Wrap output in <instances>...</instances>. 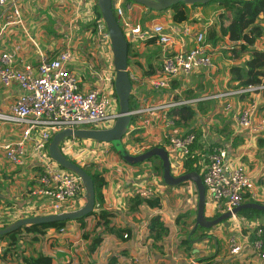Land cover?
<instances>
[{
    "label": "built area",
    "instance_id": "obj_1",
    "mask_svg": "<svg viewBox=\"0 0 264 264\" xmlns=\"http://www.w3.org/2000/svg\"><path fill=\"white\" fill-rule=\"evenodd\" d=\"M27 1L0 0V35H13L16 32L8 30L15 28L37 53L36 61H27L21 53L24 43L17 41L14 36L10 41V48L3 44L0 49V89L9 90L14 85L18 90L14 99L0 104V123L11 125L16 134L13 138L0 142V148L11 166L20 169L33 167V185L28 190V198L25 193L21 195L26 198L22 204L0 206V228L14 222V219L70 212L80 208L85 201L81 179L50 157L49 142L56 132L64 129L110 128L119 116L109 37L105 32L104 21L93 10L94 6L96 9L94 1L70 0L77 6L85 1L83 7L88 24L85 32H93L98 45L107 46V49L99 52L101 62L89 63V77L84 80L75 63L76 53L72 48L73 41L69 32L64 34L65 47L53 54H50V49H43L35 40L31 29L25 25L23 16V6ZM112 9L132 48L138 47L142 41L152 39L151 43L155 42L161 52L159 69L153 74L141 77L129 72L131 98L135 101L134 108L130 109L132 117L141 121V116L162 112V134L155 146L165 148L170 160L177 157L180 168L185 159L192 157V165L205 187V204L220 206L222 212L229 211L231 218L235 220L237 214L232 213V210L247 200L257 202L259 196L253 177L243 164L241 156L230 154L227 146L217 143L206 146V149L196 147L195 133L178 134L174 129L175 120L167 117V111L181 106L191 107L196 102L207 99L219 100L222 102V110L231 114L235 127L246 132L247 139L251 140L264 131V106L258 102V96L264 90V82L226 88L209 96L188 98L180 94L163 102L147 103L138 92L140 86L163 89L176 80L185 79L193 70L215 68L210 54L213 45L207 40L205 32L193 31L186 25L167 27L155 20L147 25L133 22L124 0H112ZM94 25H97L95 30ZM189 40L191 42L187 46L186 42ZM235 46L236 43L227 37L219 45L229 50ZM241 95H247L248 101L245 105L238 106L236 103ZM130 126L127 134L133 130ZM104 144L106 143L70 136L64 138L59 146L68 160L102 175L103 169L108 165L106 157L109 152ZM154 178L158 187L167 186L156 172ZM99 207L100 204L95 203V209ZM64 230L66 229L61 228L59 233ZM251 246L264 260L262 227L254 226ZM227 248L231 255L240 252L242 244L236 235L228 238ZM3 251V245H0V264H8L13 257L9 253L3 256ZM132 259L134 264H138L137 257Z\"/></svg>",
    "mask_w": 264,
    "mask_h": 264
},
{
    "label": "crops",
    "instance_id": "obj_2",
    "mask_svg": "<svg viewBox=\"0 0 264 264\" xmlns=\"http://www.w3.org/2000/svg\"><path fill=\"white\" fill-rule=\"evenodd\" d=\"M91 1L96 4V0ZM84 2L77 6L70 0H28L23 6L25 25L31 29L35 40L43 49H50V54L65 47L64 34L69 32L73 41L72 48L76 53L75 63L83 80L89 77V63L101 62L99 52L107 49V46L98 45L93 32H85L88 24L83 7ZM124 5L132 21L142 25L155 20L167 27L186 25L193 31H203L206 34L207 26L209 28L210 25L218 23L214 17L210 16V10L213 9L211 5L190 7L189 19L184 23H174L171 15L169 22H162V16L155 17L159 15L158 11L154 14L153 11H148L131 0H124ZM93 10L96 11L95 6ZM148 16L151 17L150 20L146 19ZM144 18L146 20L142 23ZM11 30L16 33L0 35V49L3 44L6 48H10V41L14 36L17 41L24 43L21 53L26 60L36 61L37 53L27 40H23L22 33L15 28L8 31ZM190 42V40L186 42V45L189 46ZM254 47L264 49L259 46L258 40ZM131 49L134 55L129 58L128 71L145 77L146 74L143 72L149 69V64L155 67L159 63L160 47L155 42L142 41L138 47H131ZM221 49L225 50V48ZM249 57L248 52L242 58L229 59L230 67L221 69L219 74L213 73L214 69H217L214 62L215 68L193 70L185 79L176 80L167 88L156 90L144 85L139 87L138 92L147 100V103H159L168 100L170 96L176 98L184 93L187 94V96L183 95L185 97L197 98L215 94L226 88H236L239 87L238 81L232 80L231 67L242 66L240 62L246 61ZM216 59L221 60V57L216 56ZM86 86L89 87V84ZM17 93V86L14 85L9 90L0 89V104L8 103ZM258 99V102L264 106V91L259 94ZM247 101L248 96L241 95L236 105H245ZM205 106L213 107L215 110L208 113L204 110ZM191 107L196 110L194 117L185 126L175 123V131L178 134H184L194 129L195 135H199V148L206 149V146L217 143L227 146L230 154L240 155L259 193L257 202L264 204V148L260 147L257 141L259 138L264 140V131L258 137L248 140L246 132L235 127L231 114L222 110V102L216 99L199 101ZM200 108L204 111V118L203 114L200 116ZM217 113L219 115H216ZM141 118V121L137 119L130 126L138 130L134 137L142 138L135 146L137 152L147 148L149 144L155 145L159 142L164 114L156 112ZM13 133L11 125L0 123V142L13 138L16 135ZM131 143L134 144L133 141ZM104 147L106 151H109L106 157L108 165L106 164L101 175L104 184L101 188L102 204L99 208L103 207L112 212L110 214L112 230L95 227L94 221L97 218L92 215L87 218L85 228L87 232H92L90 237L82 236L80 223L74 220L67 222L65 233H59L53 228L48 229L41 240L40 247L45 254L54 259V264H134L132 259L134 256L137 257L138 264H264V260L254 252L251 246L253 230L254 226L258 225L257 222L237 214L235 220L230 217L216 224L215 227L206 228L205 231L199 230L193 235L192 231L197 228L193 230L197 200L193 193L192 182L183 186L180 184L181 186L158 187L154 178L156 171L150 161L137 166L129 165L111 151L109 143L104 144ZM179 163L177 157L171 160L172 172L175 168H179ZM33 173L31 166L21 169L11 166L5 160L0 148V206L22 204L24 200L26 201L29 197L28 190L33 185L31 179ZM23 193L26 194V198L21 196ZM150 197L159 198L158 206L149 208L144 202L134 204V199ZM218 212H221L220 206L212 203L205 204L204 215L207 219ZM156 215H159L169 228L161 246H155L147 235L148 224ZM180 216L182 218L177 221ZM259 219L264 226V216ZM99 234L101 241L96 248L92 249V236ZM124 234L127 236L124 237ZM232 235H236L242 244L240 252L236 255L229 254L227 248L228 238ZM0 245H4V242L0 241ZM23 255L27 257L28 254ZM20 257L14 256L8 264H24Z\"/></svg>",
    "mask_w": 264,
    "mask_h": 264
},
{
    "label": "trees",
    "instance_id": "obj_3",
    "mask_svg": "<svg viewBox=\"0 0 264 264\" xmlns=\"http://www.w3.org/2000/svg\"><path fill=\"white\" fill-rule=\"evenodd\" d=\"M212 4H218L223 9V12H221L219 15L223 14L224 19L219 20L217 24L209 26V28L206 31L207 40L211 41L213 45H215L217 41H220L225 37H227L230 41L235 42L236 46L233 49L231 50L225 49L227 51L232 52L233 54V56H231L232 59H237L238 57L241 56L242 52H238V50H236L239 45H241V47H243V49L246 50L245 51L246 53L249 52L250 55L249 59L244 61V64H242V66L234 65L231 67L232 80H237L238 81L237 85L239 87L247 86L248 84H257L264 82V51L254 47L257 40H259L260 38H264V22H260L264 20V0H213L206 4H190V5L180 3L170 8V9H174L173 13L171 14V20L174 23H184L189 19L188 10L190 7L208 6ZM96 12L98 17H101L98 11V7H96ZM93 29L94 30L97 29V25H94ZM105 32L107 33L106 30ZM147 42H153V40L149 39L147 40ZM131 55L134 54H132L131 45L128 44V61ZM151 66L152 65L149 64V69L143 72L144 74H146V76L153 74L157 69H159L158 64L155 65V67H151ZM129 105H130V109L134 108L135 101H133V98H130ZM195 111L196 110L192 107L181 106L178 108L169 109L167 111V117L174 118L175 123L177 125L185 126L188 124L190 120H192V118L195 115ZM136 120L137 117H132L130 125L136 122ZM191 131L194 132L195 130L192 129ZM137 132H138L137 129H133L129 131V133L126 135V140H122L124 147L129 152L130 150L128 149V143H131V141H133L134 144H137L142 140L140 136L134 137ZM198 136L199 135L196 136V142H195L196 147H200V144L198 143ZM257 141H258V145L264 148V140L259 138ZM153 146L155 145H150L148 148H145L140 152L133 154L141 153L149 148H152ZM110 149L115 154H117V152L114 150L111 144H110ZM119 158L123 160L120 156ZM148 161L153 163L154 170L157 172L158 175L161 176L162 165L158 157L154 156L149 160H147V162ZM193 161L194 159L192 157L185 159L182 164V169L180 174L196 170V168L192 165ZM140 164L141 163L133 164V165L137 166ZM85 170L88 172V174H90L93 181L94 191H95V203L101 205L102 204L101 188L102 185L104 184V179L98 172H92L87 168ZM188 184H191V182L186 181L183 182L181 185L183 186ZM193 187H194L193 193L195 199L197 200V190L194 184ZM134 202H135L134 204L144 202L149 208H154L158 206L159 198L158 197L140 198V199H134ZM245 202H254V201L247 200ZM221 213H223L222 210L221 212H218L217 214L208 217V219H214L217 216H219ZM110 214H112L110 210H107L102 207L99 208L98 212H91L86 216L81 217L74 221L80 223L82 236L90 237L92 232H87L85 230V228L87 227V218L90 217L91 215L93 217H96L97 219L96 221H94V226L106 228L108 231H110L112 230ZM237 214L248 220L254 221L255 218L264 215V211L252 209V208H245L240 210ZM181 218H182L181 216L178 217L177 221H180ZM68 221L69 220L22 226L13 232L0 235V241L4 242L3 256H6L5 254L8 253L12 257L21 256L20 259L24 264H54V259L43 252V250L40 247V243L48 229L53 228L58 232H60V229L65 228ZM194 223L195 220L193 221V224ZM257 223H258L257 226L262 227L263 229V238H264V226L260 222ZM185 230H187V227H185ZM199 230L205 231L207 229L198 226L194 231H192V234L195 235ZM65 231L66 230H64L61 233H65ZM168 231H169L168 226L162 221L159 215L153 216L151 218L148 224L147 235L152 240V243L155 246H161L163 238L168 234ZM121 232H123V230H121ZM100 241H101L100 234L98 236H92L91 239L92 249L96 248L99 245ZM24 253L28 254L27 257L23 255Z\"/></svg>",
    "mask_w": 264,
    "mask_h": 264
},
{
    "label": "water",
    "instance_id": "obj_4",
    "mask_svg": "<svg viewBox=\"0 0 264 264\" xmlns=\"http://www.w3.org/2000/svg\"><path fill=\"white\" fill-rule=\"evenodd\" d=\"M138 4L145 6L149 10L162 11L169 9L177 4H206L213 0H132ZM96 7H98L99 14L104 21L105 28L109 37L113 68L115 71L114 91L117 97L119 116L116 118L112 127L107 129H64L56 132L48 145V152L50 157L59 163L63 168L76 173L83 184L84 204L70 212H63L58 214H47L40 216H30L20 218L11 222L10 224L0 228V235L7 234L17 230L22 226L41 224L48 222H58L65 220H77L86 216L91 212H98L95 209V191L92 178L90 174L81 166L68 160L60 150V142L70 136L77 138H86L98 142L109 143L113 146L117 154L128 164H138L149 160L156 156L162 165V181L167 186L180 185L183 182H192L197 190L196 202V218L193 230L196 227L210 228L224 220L231 217L229 211L221 213L214 219H207L204 215L205 208V187L203 185L200 175L195 171H190L182 174L175 175L172 172L171 160L168 151L162 146H153L138 154L129 152L123 145V137L127 135L132 113L130 110V98L132 83L128 71V42L124 33L113 13L112 0H96ZM262 154V152H260ZM245 208H252L264 211V204L259 202H245L232 210V213L237 214L240 210Z\"/></svg>",
    "mask_w": 264,
    "mask_h": 264
},
{
    "label": "rangeland",
    "instance_id": "obj_5",
    "mask_svg": "<svg viewBox=\"0 0 264 264\" xmlns=\"http://www.w3.org/2000/svg\"><path fill=\"white\" fill-rule=\"evenodd\" d=\"M212 7H213V9L212 10H210V16H212V17H214L215 18V20H217V22L219 21V20H222V19H224V15L223 14H221V15H219L221 12H223V9L218 5V4H212L211 5ZM143 7V6H142ZM173 11H174V9H165V10H162V11H159L158 12V14L159 15H157V16H155V17H159V16H162L163 18L161 19V21L162 22H164V21H166V22H169L170 21V15L173 13ZM154 14H156L157 12H153ZM150 18L151 17H146V19H148V20H150ZM145 18L142 20V23L146 20ZM213 20V19H212ZM260 22H264V20H262V21H260ZM207 29H208V26H207ZM259 46L260 47H264V38H260L259 40ZM220 42H223V40L222 41H217V43L215 44V45H213V43L211 42V44L213 45V47H215V46H217V47H215L216 49L214 50V51H210V54H211V58H212V61L213 62H215L216 63V65H217V69H214V71H213V73H215V74H219L222 70L221 69H227V68H229L230 67V61H229V59H231L232 57L231 56H233V54L232 53H229L228 51H226V50H224V49H221L222 47H219V45H220ZM236 50H238V52H242V54H241V56L240 57H238V59L239 58H242V56L246 53L245 51V49H243V47H241V45H239L238 46V48L236 49ZM215 53V54H214ZM218 53H220V54H218ZM213 54H214V56H213ZM248 54V53H247ZM216 56H220L221 57V60L219 59V60H217L216 59ZM217 60V61H215V59ZM219 58V57H218ZM217 62H219V64H217ZM240 63H242V64H244V62H240ZM77 66V65H76ZM229 66V67H228ZM185 94V93H184ZM194 94V93H193ZM171 95V94H170ZM186 96H187V94H185ZM195 95H197L196 93H195ZM171 98V96L168 98V99H170ZM204 110L206 111V112H208V113H210V112H213L214 110H215V108H213V107H207V106H205L204 107ZM199 112H200V116H201V114H203L202 115V117L204 118V111L200 108V110H199ZM216 115H219V113H217ZM215 115V116H216ZM201 117V118H202ZM122 140H126V136L122 139ZM135 146H136V144H132V143H128V149L130 150V152L131 153H137V148H135ZM139 147V146H138ZM171 158V157H170ZM155 162H157V161H155ZM151 164L153 165V163L151 162ZM87 169H89V170H91L89 167H86ZM181 169L182 168H175V170L173 171V173L175 174V175H178V174H180V172H181ZM262 216H264V215H261L260 217H262ZM260 217H258V218H255L254 219V221L255 222H260ZM215 227V226H214Z\"/></svg>",
    "mask_w": 264,
    "mask_h": 264
},
{
    "label": "flooded vegetation",
    "instance_id": "obj_6",
    "mask_svg": "<svg viewBox=\"0 0 264 264\" xmlns=\"http://www.w3.org/2000/svg\"><path fill=\"white\" fill-rule=\"evenodd\" d=\"M141 5V4H140ZM143 6V5H142ZM143 7H145V6H143ZM146 8V7H145ZM147 9V8H146ZM148 11H150L149 9H147ZM174 174V173H173Z\"/></svg>",
    "mask_w": 264,
    "mask_h": 264
}]
</instances>
